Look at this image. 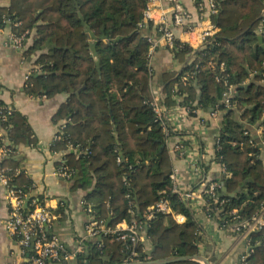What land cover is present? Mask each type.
<instances>
[{"label": "trees", "instance_id": "obj_1", "mask_svg": "<svg viewBox=\"0 0 264 264\" xmlns=\"http://www.w3.org/2000/svg\"><path fill=\"white\" fill-rule=\"evenodd\" d=\"M149 1L11 0L10 5L0 6V28L6 25L5 19L11 24L20 21L13 29L29 30L28 37L33 38L27 51L37 52V71L30 76L26 92L48 98L69 94L53 115L54 123L64 128L51 150L64 152L56 167L74 171L72 189L84 191L82 198L91 206L90 214L109 227L123 221H145L147 209L166 198L175 214L186 217L178 223L174 214L160 212L148 220L146 235L152 248L148 252L145 243H140L133 257L138 262L200 253V226L191 206L172 191L167 136L152 105L155 71L148 65V35L140 27ZM214 1L217 12L212 19L220 30L198 49L176 39L171 51L182 68L161 72L157 85L169 109L177 105L210 109L230 85L235 87L233 107L222 112L215 151V159L230 173L225 180L227 191L217 189L218 197L227 203L219 206L209 195L206 200L209 215L222 218L237 208L249 217L264 202L263 150L260 144L252 146L250 139L255 136L247 125L260 122L264 126V47L255 46L264 0ZM195 2L198 5L203 0ZM93 49H99L100 60L94 59ZM210 58L215 61L214 69L208 67ZM0 104L6 105L1 99ZM1 129L5 140L0 138V144L7 139L14 150L2 165L19 169L12 184L34 194L33 180L15 157L16 146L38 141L27 116L13 108L6 120L0 117ZM70 143L76 151L68 150ZM203 165L207 174L208 167ZM237 190L235 196L230 195ZM117 236L102 233L98 239L84 240V251L77 260L125 262L131 243ZM251 239L255 251L250 264H264V229L253 232Z\"/></svg>", "mask_w": 264, "mask_h": 264}, {"label": "crops", "instance_id": "obj_2", "mask_svg": "<svg viewBox=\"0 0 264 264\" xmlns=\"http://www.w3.org/2000/svg\"><path fill=\"white\" fill-rule=\"evenodd\" d=\"M10 1L0 0V6H8ZM151 4L155 15H172L173 3L171 1L158 0ZM181 5L190 11L195 18L198 17L199 12L195 0H181ZM12 28V25L8 23L0 28V99L27 116L38 140L35 145L21 144L16 146L15 157L20 161L19 166L33 180L34 194L44 196L47 204L56 213L62 214L55 220L52 231L58 234L70 248H73L78 237L84 234L85 224L89 219L80 203L84 191L81 188L72 189V182L55 175L56 162L63 156L64 152L51 150L53 138L58 131V124L54 123L53 115L59 106L68 99L69 94L59 93L48 98L26 92V76L29 72L37 71L34 63L37 52L29 54L27 51L33 44L31 35L23 49L11 46L9 34ZM143 32L159 41L152 58L155 71L152 84L157 85L161 72L181 70L182 65L175 60L173 52L165 46L153 25L145 24ZM92 54L95 60H100L99 49H93ZM183 107V105H177L169 113L168 125L173 133L166 143L172 160V168L177 167L179 169L181 188L192 189L200 184L194 168L189 165L188 156L191 154L199 155L203 164L208 167L206 177L209 181H219L223 185V181L228 175L220 162L215 159L216 142L223 126V114L221 113L219 117L214 118L210 114V108L200 109L196 115H190L184 111ZM247 125L254 134L256 141L261 144L264 157L263 135L259 131L261 123ZM177 143L183 144L181 150H175ZM77 176L79 175L75 176V180ZM223 176L224 178H222ZM4 192L0 183V264H11L15 261H25L26 256L8 232L9 208ZM58 199L63 202L65 213H63V208L59 207ZM202 206L203 202L198 198L191 203L194 216L200 226L199 254L210 257L211 264H241L242 256L248 250L245 242L238 240L234 234L221 228L216 219L207 216ZM180 215L183 216V223L186 217L183 214ZM126 223L123 221L119 224L124 227ZM151 248L149 239H146V251L149 252ZM218 252H220L219 259L216 258Z\"/></svg>", "mask_w": 264, "mask_h": 264}, {"label": "built area", "instance_id": "obj_3", "mask_svg": "<svg viewBox=\"0 0 264 264\" xmlns=\"http://www.w3.org/2000/svg\"><path fill=\"white\" fill-rule=\"evenodd\" d=\"M156 1L158 0L149 1L144 19L140 23V27H144L145 24L151 22L155 27L156 32L159 33V36L164 41L165 46L169 49L174 48V41L176 39L190 44L193 48H202L205 46L208 39L213 37L220 30L212 19V15L217 12L214 0H203V2L197 5V10L199 12L197 18H195L190 11L182 7L181 0H168L173 3V12L171 16H168V14L157 16L154 14L151 4ZM4 22L11 24L10 19H5ZM20 24V21H15L11 25L14 28L18 27ZM13 28L9 34V42L11 46H14L17 49H23L28 39L29 30L20 32L15 31ZM258 30L264 31V10ZM148 40L150 42L148 65L151 70H153L152 58L155 48L159 45V41L152 36H148ZM208 67L215 68V61L211 58L208 61ZM224 67L225 64L221 63L220 68L224 70ZM33 73L34 71L31 73L29 72L26 76V85H28L30 76ZM182 80L186 82L187 77H183ZM217 80L221 81V78L217 77ZM235 93V87L230 85L223 93L222 99L215 105V107L211 108V116L217 118L224 110L232 108V97ZM152 94L154 112L168 139L171 133H173L168 125V121L169 113L174 107L169 109L165 105V96L159 85L152 84ZM183 109L190 115L191 113L196 115L200 110L199 108L192 109L191 106L183 107ZM12 110L13 108L11 105L7 103L6 105L0 104L1 119L6 120ZM63 128L64 124H58V131L54 136L52 143L61 138L59 131ZM259 131L263 135L264 126L262 124ZM4 134V130L1 129V140H5ZM8 142L9 140L6 139L5 142L0 144V183L4 188V196L9 208L7 229L11 237H13L19 244L23 254L26 256L25 261H15L11 264H89L87 260H84L82 263L79 262L77 260V255L84 251V240L98 239L102 233L117 234V239L129 241L131 243L129 247L130 253L123 263H134L138 262L133 259V257L138 254L136 247L140 243H145L147 239V221L156 213H172L174 214L175 219L179 223H182L183 216L175 214L170 201L164 198L147 209L145 212V221L139 222L134 220L130 223L124 221L127 222L124 227L120 224H117L116 227H109L104 220H97L90 214L92 212L91 206L81 197L80 203L89 219L85 224L84 234L78 237L75 247L70 248L58 234L52 231V226L60 214L56 213L54 209L47 204L46 198L41 194H31L30 192L12 184V179L15 173L17 174L19 172V169L14 170L11 166L2 165L3 160L14 152V150L7 145ZM218 142L219 140L217 139L216 145ZM250 142L254 147L260 144L253 138L250 139ZM262 144H264V139L262 140ZM182 148V143H177L175 145V150H181ZM68 150L76 151L77 147H74V145L70 143L68 145ZM188 161L190 167L194 168L196 177L200 180L199 186L192 189L181 188L179 184V169L176 167L172 168L170 173L172 191L178 194V196L190 206L195 199L198 198L202 200V208L208 217L216 219L221 228L234 234L238 240L245 242L248 250L242 256L241 264H250L249 258L255 251V246L252 244L251 234L255 231L264 229V202L261 203L258 209L249 217L242 216L237 208L228 210L226 212V217L221 218L219 214H217V216L209 215L208 212L211 211V208L210 203L206 200L207 195L214 198L215 203L219 206H224L227 203L226 199L218 197L217 189L223 187V185L219 181H209L207 179L205 168L199 155H189ZM220 164L226 172L225 166L222 163ZM226 173L230 176V173ZM55 175L67 181L74 180V171L67 166L56 167ZM128 197H131V194H129ZM58 204L59 207L63 208V213H65V206L60 199H58Z\"/></svg>", "mask_w": 264, "mask_h": 264}, {"label": "water", "instance_id": "obj_4", "mask_svg": "<svg viewBox=\"0 0 264 264\" xmlns=\"http://www.w3.org/2000/svg\"><path fill=\"white\" fill-rule=\"evenodd\" d=\"M256 34H257V43L255 44V46H258L259 44H261L264 47V31L261 30H256ZM100 65V63L98 62V66ZM164 146L162 145V148ZM161 148V149H162ZM167 173H171V169L167 170ZM79 176L76 177V180L78 179ZM224 178V176L222 177ZM223 190L227 191V187H226V182L223 181ZM239 190H237L234 193H231V196H235V194L238 192ZM91 192V191H90ZM190 260H197V261H201L204 264H211V258L201 255V254H195V255H183V256H173V257H168V258H163V259H158V260H151V261H146V262H134V263H120V264H170V263H174V262H179V261H190Z\"/></svg>", "mask_w": 264, "mask_h": 264}, {"label": "rangeland", "instance_id": "obj_5", "mask_svg": "<svg viewBox=\"0 0 264 264\" xmlns=\"http://www.w3.org/2000/svg\"><path fill=\"white\" fill-rule=\"evenodd\" d=\"M216 258H217V259L220 258V252L217 253Z\"/></svg>", "mask_w": 264, "mask_h": 264}]
</instances>
